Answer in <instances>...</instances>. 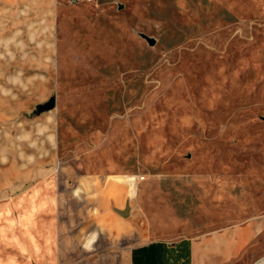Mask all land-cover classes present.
<instances>
[{
  "label": "rangeland",
  "instance_id": "374dc122",
  "mask_svg": "<svg viewBox=\"0 0 264 264\" xmlns=\"http://www.w3.org/2000/svg\"><path fill=\"white\" fill-rule=\"evenodd\" d=\"M1 28L0 264L27 225L127 249L264 213V0H0Z\"/></svg>",
  "mask_w": 264,
  "mask_h": 264
},
{
  "label": "crops",
  "instance_id": "0c3cea01",
  "mask_svg": "<svg viewBox=\"0 0 264 264\" xmlns=\"http://www.w3.org/2000/svg\"><path fill=\"white\" fill-rule=\"evenodd\" d=\"M8 2L10 0H1L3 5ZM9 36V30L1 28L0 43L9 42ZM50 199L54 201V196ZM126 225L121 220L120 228L116 227L121 231L117 233L115 224L102 229L88 225L89 228L78 230L72 236V245H66L63 240L58 242L55 234H46L42 248L27 225L20 230V235L12 236L7 248L14 259L24 256V264L34 259L42 260L43 264L77 259L86 260L82 264H264V213L195 236L175 239L149 237L127 249L118 245L114 248L116 242H124Z\"/></svg>",
  "mask_w": 264,
  "mask_h": 264
},
{
  "label": "water",
  "instance_id": "95a60500",
  "mask_svg": "<svg viewBox=\"0 0 264 264\" xmlns=\"http://www.w3.org/2000/svg\"><path fill=\"white\" fill-rule=\"evenodd\" d=\"M45 106L48 108H52L54 106V99L53 98L50 99V101L46 103ZM129 208H130V205L126 203L123 209H118V212L123 216H127L129 214Z\"/></svg>",
  "mask_w": 264,
  "mask_h": 264
},
{
  "label": "bare ground",
  "instance_id": "6f19581e",
  "mask_svg": "<svg viewBox=\"0 0 264 264\" xmlns=\"http://www.w3.org/2000/svg\"><path fill=\"white\" fill-rule=\"evenodd\" d=\"M263 264V263H262Z\"/></svg>",
  "mask_w": 264,
  "mask_h": 264
}]
</instances>
